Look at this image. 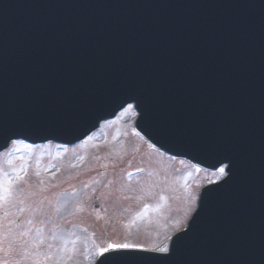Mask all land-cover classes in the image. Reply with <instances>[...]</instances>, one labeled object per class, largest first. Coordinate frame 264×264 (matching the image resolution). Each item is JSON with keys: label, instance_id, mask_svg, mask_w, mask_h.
Listing matches in <instances>:
<instances>
[{"label": "water", "instance_id": "95a60500", "mask_svg": "<svg viewBox=\"0 0 264 264\" xmlns=\"http://www.w3.org/2000/svg\"><path fill=\"white\" fill-rule=\"evenodd\" d=\"M130 100L229 177L169 255L120 264H264V0H0V149L79 140Z\"/></svg>", "mask_w": 264, "mask_h": 264}, {"label": "rangeland", "instance_id": "374dc122", "mask_svg": "<svg viewBox=\"0 0 264 264\" xmlns=\"http://www.w3.org/2000/svg\"><path fill=\"white\" fill-rule=\"evenodd\" d=\"M134 119L127 109L73 149L11 145L0 157V264H92L110 243L160 247L183 227L198 187L221 173L197 178L153 152Z\"/></svg>", "mask_w": 264, "mask_h": 264}, {"label": "snow or ice", "instance_id": "6c2138e0", "mask_svg": "<svg viewBox=\"0 0 264 264\" xmlns=\"http://www.w3.org/2000/svg\"><path fill=\"white\" fill-rule=\"evenodd\" d=\"M224 174L225 169H219ZM151 253V254H149ZM102 259L100 264H120L124 260L156 259L170 254L167 246L145 248L139 243L118 242L110 243L100 250ZM106 254V255H105Z\"/></svg>", "mask_w": 264, "mask_h": 264}]
</instances>
